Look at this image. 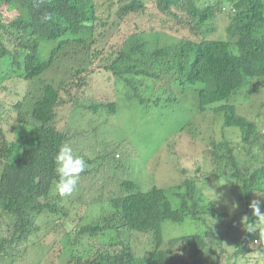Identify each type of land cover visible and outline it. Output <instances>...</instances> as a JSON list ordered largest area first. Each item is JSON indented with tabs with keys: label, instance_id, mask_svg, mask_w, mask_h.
Listing matches in <instances>:
<instances>
[{
	"label": "trees",
	"instance_id": "16d2710c",
	"mask_svg": "<svg viewBox=\"0 0 264 264\" xmlns=\"http://www.w3.org/2000/svg\"><path fill=\"white\" fill-rule=\"evenodd\" d=\"M262 86L264 0H0V264H264L249 207L264 211V100L242 103ZM119 87L159 108L194 93L197 120L179 131L205 139L210 181L237 210L199 195L200 166L177 168L175 205L141 189L100 130ZM92 134L72 148L80 190L62 198L53 158ZM166 222L191 233L166 236Z\"/></svg>",
	"mask_w": 264,
	"mask_h": 264
},
{
	"label": "rangeland",
	"instance_id": "374dc122",
	"mask_svg": "<svg viewBox=\"0 0 264 264\" xmlns=\"http://www.w3.org/2000/svg\"><path fill=\"white\" fill-rule=\"evenodd\" d=\"M22 89L21 87H13L5 99L18 97V93H21ZM259 89L260 92L254 97L243 98L244 106L249 104V108H251L252 103L256 102L257 104L262 97L264 100V86ZM115 91L118 102L117 112L102 119L104 127L102 126L100 130L105 131L104 137L109 136L116 140L120 163L128 166V173L134 175L141 189L147 190L156 185L166 188L169 193L170 188L180 182L183 177L181 173L177 172V168L185 169L186 176H193L196 174V168L200 166L204 173L196 182L199 195L208 200V195L211 193L213 195L211 197H214L212 201L217 202L223 209L232 211L240 207L237 192L225 187V181L222 179L217 183L210 181L211 163L205 159L203 151L205 139L199 143H191L186 134L184 133L182 136L181 131H179L181 126H186L193 120H197L192 109L195 101L193 99L194 93L188 92V99L183 102L179 100L177 105L166 104L159 108L155 105L148 107L147 104L141 103H138L137 106L134 105L133 103L136 101L127 98L123 87H119ZM206 116L210 118V116ZM208 120L206 119L203 123ZM217 121L219 120L217 119ZM216 125H218L217 122ZM180 135L184 139H181L182 142H179ZM94 137L95 135L92 134L90 139L85 140L84 135L80 136L71 142V147L78 149L80 146H87V143H92ZM200 139L201 135L198 136L197 140L200 141ZM206 175L207 180L205 179ZM79 190L76 188L73 193H78ZM169 198L175 205V197L169 193ZM166 223L170 225L166 236L191 233V228L186 227V223L184 226Z\"/></svg>",
	"mask_w": 264,
	"mask_h": 264
},
{
	"label": "clouds",
	"instance_id": "9594fccd",
	"mask_svg": "<svg viewBox=\"0 0 264 264\" xmlns=\"http://www.w3.org/2000/svg\"><path fill=\"white\" fill-rule=\"evenodd\" d=\"M53 159L55 171L59 177L56 184V194L62 198L71 196L76 189L80 174L85 171L86 161L82 156L75 155L72 147L67 144L58 149ZM249 207L253 216L264 221V211L261 210L260 200L251 201Z\"/></svg>",
	"mask_w": 264,
	"mask_h": 264
}]
</instances>
